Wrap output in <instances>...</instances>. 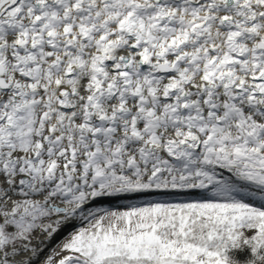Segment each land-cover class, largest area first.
Here are the masks:
<instances>
[{
    "label": "snow or ice",
    "instance_id": "6c2138e0",
    "mask_svg": "<svg viewBox=\"0 0 264 264\" xmlns=\"http://www.w3.org/2000/svg\"><path fill=\"white\" fill-rule=\"evenodd\" d=\"M0 264H264V0H0Z\"/></svg>",
    "mask_w": 264,
    "mask_h": 264
}]
</instances>
